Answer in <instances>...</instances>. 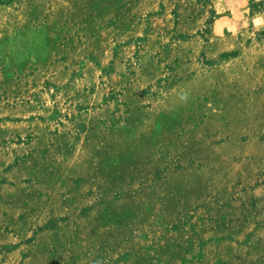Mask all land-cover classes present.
Segmentation results:
<instances>
[{
    "label": "rangeland",
    "instance_id": "1",
    "mask_svg": "<svg viewBox=\"0 0 264 264\" xmlns=\"http://www.w3.org/2000/svg\"><path fill=\"white\" fill-rule=\"evenodd\" d=\"M0 264H264V0H0Z\"/></svg>",
    "mask_w": 264,
    "mask_h": 264
}]
</instances>
